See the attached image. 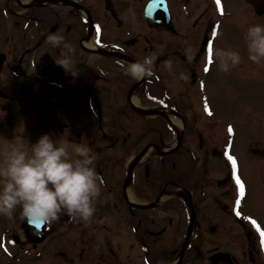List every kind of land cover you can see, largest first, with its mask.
Instances as JSON below:
<instances>
[{"label": "flooded vegetation", "instance_id": "obj_1", "mask_svg": "<svg viewBox=\"0 0 264 264\" xmlns=\"http://www.w3.org/2000/svg\"><path fill=\"white\" fill-rule=\"evenodd\" d=\"M80 4L94 23H103L92 5ZM103 13L114 16L109 3ZM48 28L74 49V76L55 64L62 49L42 40ZM82 42L92 44L80 11L0 0V159L9 141L29 150L49 134L66 142L73 157L76 146L87 144L96 154L100 178L90 223L61 215L45 224V238L38 241L34 230L22 227L19 210L13 220L0 217V264H264L258 234L243 219L249 216L233 212L236 184L227 169L223 174L216 149L199 135L184 134L178 149L161 153L176 140L171 112L177 109L184 122L188 118L186 97L176 102L165 84L169 74L159 70V56L156 75L137 81L125 75L121 65L127 63L96 58ZM107 45L133 61L142 59L138 37ZM149 50L153 54V45ZM186 67L194 78L187 58ZM132 99L163 115L144 119L134 113ZM48 104L54 109H46ZM149 147L128 173L131 158ZM254 152L260 154L258 148ZM181 196L194 212L189 237L191 216Z\"/></svg>", "mask_w": 264, "mask_h": 264}, {"label": "rangeland", "instance_id": "obj_2", "mask_svg": "<svg viewBox=\"0 0 264 264\" xmlns=\"http://www.w3.org/2000/svg\"><path fill=\"white\" fill-rule=\"evenodd\" d=\"M94 1L102 3L105 0ZM130 1L132 3L131 9L122 15L126 25L129 24V28L120 31V33L134 35L141 27V32L147 33L153 40L156 47L155 54H164L162 57L164 59H160L159 62L160 69L166 72L163 62L171 59L173 72L177 76L182 71L186 73V67L179 59H174L172 56L168 58L166 53L170 50H176L186 56V50L190 54L197 52L199 43L203 38L204 27L210 20H213V15L219 11L222 19L217 18L219 23L209 38L212 50L219 47L238 51L242 62L228 73L219 71L213 56L212 63H208V42L202 64H207L205 66L209 73L202 75L200 71L197 84L192 89L187 88L188 83L182 82L186 86V114L190 117L194 129L192 132L200 133L203 140L205 137L206 141L215 143V146L218 144L217 148L224 156L227 164L230 165L225 157V150L236 159L240 170L239 176L243 178L245 190L250 194V198L246 200L245 204L246 212L248 216L260 223L261 228L264 227V165L246 160V149L250 140L252 147L264 146V142L258 141L256 137V134H259L258 136L261 138L264 137V62L255 64L248 60L243 36L249 24H264V0H259L263 4L258 3L256 6L247 0H220L219 7L216 0H185V3L184 0H169L176 31L184 36V39L180 41H173L172 36L167 33H156L150 29H144L141 25L143 24L141 8L140 6L137 8V0ZM142 1L145 2L146 0ZM186 2L191 5L186 6ZM128 5L130 6V3ZM207 7H210L213 15L209 14ZM186 12L190 13L187 18ZM106 31L112 34L119 32L113 27H107ZM214 32L215 35H213ZM186 42L189 46L186 45ZM179 84L174 82L173 85ZM183 88L181 86V89ZM183 99L184 96L179 98V100ZM205 107L208 109L207 112ZM256 117L259 118L258 121L253 120ZM229 128L232 129L231 133Z\"/></svg>", "mask_w": 264, "mask_h": 264}, {"label": "clouds", "instance_id": "obj_3", "mask_svg": "<svg viewBox=\"0 0 264 264\" xmlns=\"http://www.w3.org/2000/svg\"><path fill=\"white\" fill-rule=\"evenodd\" d=\"M247 58L255 64L264 62V24H249L244 31ZM47 43L62 49L54 60L70 75L76 74L71 44L62 34H50ZM212 56L219 71L228 73L240 65L241 55L231 49L215 48ZM154 54H146L141 60L121 65L125 75L134 80L150 79L156 75ZM169 75L173 72L171 59L163 62ZM179 81L189 79L185 72ZM4 115L0 112V117ZM30 149L25 150L9 141L0 159V217L14 219L20 216L29 224H51L66 214L74 222L90 223L96 208L95 200L100 194V178L95 170L96 154L87 144H79L70 156L68 144L60 143L49 134L41 135Z\"/></svg>", "mask_w": 264, "mask_h": 264}, {"label": "snow or ice", "instance_id": "obj_4", "mask_svg": "<svg viewBox=\"0 0 264 264\" xmlns=\"http://www.w3.org/2000/svg\"><path fill=\"white\" fill-rule=\"evenodd\" d=\"M217 6L219 7L220 5V0H216ZM213 35H215V32L213 33ZM208 63L211 64L212 63V44L211 42H209V47H208ZM205 72L208 71V68L205 67L204 69ZM205 111L207 112L208 109L207 107H205ZM232 129L229 128V132L231 133ZM225 157L228 160V162L231 165V174L233 177V180L236 184V189H237V198L235 201L236 204V208L238 209L241 201L243 199V197L245 196V185L244 183L240 180L239 176L237 175V161L236 159L231 156L227 150H225ZM235 214L236 216H241V213L238 210H235ZM243 219L247 220L253 227V229L256 231V233L259 236V244H260V249L261 251H264V229H261L260 225L257 223V221L251 217H243Z\"/></svg>", "mask_w": 264, "mask_h": 264}, {"label": "water", "instance_id": "obj_5", "mask_svg": "<svg viewBox=\"0 0 264 264\" xmlns=\"http://www.w3.org/2000/svg\"><path fill=\"white\" fill-rule=\"evenodd\" d=\"M163 6L165 7L164 1H162V0H152L147 5V7L145 9V16L148 17L149 20H151L152 19V15L156 11V9L162 10V11H164L166 13L167 11L164 10L165 8H163Z\"/></svg>", "mask_w": 264, "mask_h": 264}]
</instances>
